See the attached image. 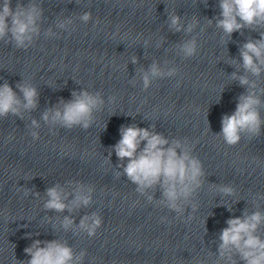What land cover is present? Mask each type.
<instances>
[{"label": "water", "instance_id": "obj_1", "mask_svg": "<svg viewBox=\"0 0 264 264\" xmlns=\"http://www.w3.org/2000/svg\"><path fill=\"white\" fill-rule=\"evenodd\" d=\"M17 2L12 0L13 8ZM35 2L43 15L34 43L18 49L9 38L0 40V85L7 81L19 94L16 85L27 81L38 91L37 107L23 118H0V264L30 259L24 249L35 239H59L77 255L86 251L83 264H228L218 254L226 221L245 210L264 213V125L259 137L243 135L234 146L219 136L222 116L231 115L237 98L247 91L231 78L233 72L245 74L232 60L239 62V46L248 38L259 39L258 32L245 29L230 39L214 21L209 25L219 14L218 0ZM84 12L92 13L87 24L79 18ZM173 12L185 26L197 19L194 31H172L168 14ZM68 18L72 24L67 29L57 27ZM49 28L55 35L45 36ZM193 36L197 53L185 59L178 45ZM154 62L165 72L175 68L177 74L155 78L144 90L141 76ZM248 75L256 82L264 119V72ZM81 90L99 92L104 100L88 130L44 123L46 109ZM32 119L41 125L36 141L29 134ZM130 124L170 142L186 141L202 162V186L192 198L195 208L185 205L182 217L156 203L162 198L158 187L148 190L152 202L140 196L122 174L115 153L109 157L121 126ZM56 184L69 193V201L79 184L91 187V203L71 212L45 210V191ZM224 185L233 188L232 195L219 191ZM23 189H31L27 197ZM93 212L103 223L89 237L78 225ZM65 216L74 220L68 230L62 227ZM162 217L167 219L161 222ZM257 234L264 238V224ZM234 260L243 264L238 255Z\"/></svg>", "mask_w": 264, "mask_h": 264}, {"label": "clouds", "instance_id": "obj_2", "mask_svg": "<svg viewBox=\"0 0 264 264\" xmlns=\"http://www.w3.org/2000/svg\"><path fill=\"white\" fill-rule=\"evenodd\" d=\"M218 8L219 14L208 20V23L212 25L214 21L215 27L223 36L231 39L233 33L243 35L245 29L259 34V39L248 38L239 46V62L233 59L231 63L237 69L242 68L245 73L233 72L231 78L247 88L246 93L237 98L235 111L231 115L224 114L221 118L219 136L226 145L234 146L241 141L243 135L250 139L259 137L264 125L259 112L261 101L255 91L257 85L248 75L259 77L264 72V0H218ZM42 15L43 9L35 0H29L26 5L18 0L15 8L12 7V0H3L0 4V40L7 37L16 48L27 49L40 35ZM79 18L87 24L92 20V13L84 12ZM198 23L197 19H193L185 26L180 15L174 12L168 14V26L174 32L192 33ZM70 24V18L63 19L57 22V27L67 29ZM53 35L55 34L50 28L45 32L47 37ZM178 49L185 59L195 56L197 37L184 40L178 45ZM132 63H137L135 56L132 57ZM176 74L175 68L165 72L154 62L147 71H143V89L147 90L155 78L172 77ZM16 88L19 94L7 81L0 85V118H7L9 115L23 118L25 112L37 107L38 91L35 86L24 81L18 83ZM72 97L69 101L61 100L57 106L46 109L41 115L44 123L50 128L59 125L68 130L76 127L88 130L93 123L94 112L103 106L104 100L99 92L91 93L87 90L74 91ZM109 101L114 103L115 97H109ZM40 127L37 120H31L29 134L34 141L40 138L37 131ZM112 152L121 162L118 167L122 168V174L136 185L135 191L140 196L152 202L153 196L148 194V190L158 187L162 198L156 203L175 212L178 217L184 215L185 205L191 204L195 208L192 198L202 186L204 169L202 162L192 155V149L186 141L173 139L170 142L154 130L130 124L121 126L120 139L112 146L109 157ZM120 175L117 172V177ZM92 191L91 187L85 188L83 184H79L74 198L69 201V193L60 184H56L46 189L43 208L62 213L65 210L71 212L82 206L87 207L92 201ZM219 191L225 195L233 194V188L228 185L220 186ZM30 192L31 189H23L25 197ZM34 195L39 196V193ZM228 210H232L230 206ZM166 219L162 217L161 222ZM102 223L101 215L93 212L83 216L78 229L86 232L89 237H94ZM73 224L72 218L64 217L62 227L65 230L70 229ZM226 224L227 227L219 234V257L226 259L228 264H236L234 255H238L243 264H264V238L257 234L259 226L264 224V213H248L245 210L242 216L229 218ZM24 252L30 259L19 261V264H83L87 254L86 251L75 254L66 242L59 239H35Z\"/></svg>", "mask_w": 264, "mask_h": 264}]
</instances>
